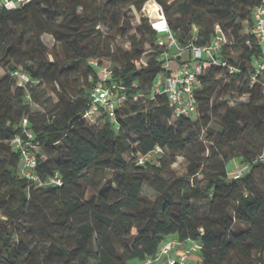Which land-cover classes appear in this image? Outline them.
<instances>
[{"label":"trees","instance_id":"obj_1","mask_svg":"<svg viewBox=\"0 0 264 264\" xmlns=\"http://www.w3.org/2000/svg\"><path fill=\"white\" fill-rule=\"evenodd\" d=\"M146 1L29 0L0 7V264H133L155 255L168 236L200 243V260L191 264H264V183L259 187L253 176L256 168L264 169L258 160L264 151V71L249 83L264 44L247 31L261 0H156L182 46L207 45L218 24L226 37L219 57L240 69L227 75L219 66H206L194 94V121L174 118L167 97L152 93L175 55L163 56L160 34L147 18L140 17L134 30L125 15ZM100 25L126 36L128 49L102 46ZM46 35L53 39L51 48L42 39ZM144 54L149 60L139 63ZM90 59L110 69L104 85L124 96L114 121L103 112L93 123L84 117L90 90L102 81ZM79 63L90 80L77 99L60 95L56 114H32L26 98L42 99L41 81L64 88L69 69ZM12 71L26 72L36 83L17 86ZM220 83L225 92L249 98L224 107L223 131L207 145L201 123L216 113L211 100ZM124 102L140 107L120 115ZM23 117L34 136L36 173L41 179L57 174L60 185L35 186L19 174L20 153L10 140L20 133ZM246 136L253 147L238 149ZM156 146L162 151L155 158L137 163L139 154ZM178 156L187 160L186 173L171 175ZM233 160L247 166L237 178L227 174ZM90 172L102 178L93 182ZM200 181L204 187L195 185ZM144 185L153 197L142 194ZM238 223L244 227L233 231Z\"/></svg>","mask_w":264,"mask_h":264},{"label":"built area","instance_id":"obj_2","mask_svg":"<svg viewBox=\"0 0 264 264\" xmlns=\"http://www.w3.org/2000/svg\"><path fill=\"white\" fill-rule=\"evenodd\" d=\"M28 1L0 0V7L4 6L7 9L16 8ZM160 14L162 17L155 20L153 28L160 34L158 44L166 49L163 56L165 58L168 57L170 52H173L175 56H182L184 52H187L188 57L185 60H181L168 74L158 76L152 93L164 94L167 97L172 107V116L174 118L177 116L191 117L197 114L194 94L195 90L200 87V78L204 74L206 66H219L227 75L239 73L240 69L226 59L219 57L222 46L226 42V37L218 24L214 26L215 34L207 45L195 46L188 44L182 46L168 27L162 11ZM247 31L251 32L258 42L264 44V0H261V3L252 9V24L247 28ZM89 62L97 69L102 81L96 83L90 90L91 106L84 114V117H89L90 110L93 107H100L101 111L98 108L99 113H105L107 118L114 121L115 109L123 101L124 96H117L111 88L104 85L103 81L111 76V71L107 66H100L95 59H90ZM253 65L254 72L249 77L250 84L257 83L258 74L264 71V53L260 58L254 60ZM10 76L15 80L16 85L22 88H25L28 82L36 83L26 72L12 71ZM20 129V133L10 140L12 148L20 153L19 174L33 181L35 186L60 185L61 178L57 174L41 179L36 173L37 160L32 150L36 145L34 144L33 132L28 127L26 117L21 119ZM161 151V148L156 146L145 155L139 154L137 163L143 164L146 160L155 158ZM258 160L264 161V151L258 157ZM246 167V165L233 160L227 174L230 177L237 178L243 174ZM200 247L198 241L183 242L174 236H168L162 240L155 255L136 261L133 264L196 263L200 260L198 254ZM191 258H194L195 262H190Z\"/></svg>","mask_w":264,"mask_h":264},{"label":"rangeland","instance_id":"obj_3","mask_svg":"<svg viewBox=\"0 0 264 264\" xmlns=\"http://www.w3.org/2000/svg\"><path fill=\"white\" fill-rule=\"evenodd\" d=\"M159 7H157V5ZM162 11L161 6L157 3L156 0H147L140 11L126 10L125 15L129 17L130 24L134 30L138 28L140 17L147 18L148 23L151 27H154V22L161 15L160 11ZM163 13V12H162ZM164 15V14H163ZM100 31L102 32L100 36V42L102 46H107L110 51L115 49V47H119L122 49H128L129 41L126 36H122L118 33L117 30H110L105 26H98ZM43 41L51 48L53 45V39L50 36H43ZM232 56H235L236 53L231 52ZM48 58H52L50 54H47ZM188 57V53L184 52L182 56H180V60H185ZM150 56L148 54H144L142 58L139 60V63L145 64L149 60ZM178 64L175 56H171L167 61V66L170 69H173ZM87 67L83 63H79V65L74 64L68 71V83L63 80L62 84L64 88H62L61 83H54L50 80L41 81L40 87L44 90V96L39 102H31L26 98V102L29 103L30 112L34 115H38L40 113L48 114H56L57 109L59 108V96L62 95L64 100H75L77 99V95L79 90L83 88L84 81L90 80V75L87 73ZM158 79V77H157ZM249 98L248 94L239 95L237 91L225 92L222 89V84L220 83V89H218L217 93L212 98V105L216 108V113L210 112L207 122L201 123L200 137L205 140L207 145L213 144L218 140L217 134L223 131V128L220 125V115L224 112L225 106H236L243 102H246ZM139 105L134 103L124 102L121 104L119 114L124 115L126 113H130L133 110L139 109ZM98 107H93L90 110L89 117L86 118L88 123H93L96 117L99 115ZM198 116H191V120H196ZM238 149H242L244 145L246 147H253L254 142L248 137L241 138L237 143ZM227 147V146H226ZM186 165L187 160L178 156L176 161L171 164L169 167L171 175L181 176L186 173ZM231 167V164L228 165ZM90 177H93L92 181L97 182L100 178H102L101 173H92L90 172ZM253 176L256 180V183L259 187L263 186L264 183V169L263 167H258L254 170ZM195 185L200 187L205 186L204 181L197 182ZM142 194H147L150 197L154 196V190L148 186L144 185L142 188ZM198 203L204 204V201H198ZM2 218L0 214V219ZM244 227V224H236L233 228V231H237L238 229ZM14 243H17V239L14 240Z\"/></svg>","mask_w":264,"mask_h":264},{"label":"crops","instance_id":"obj_4","mask_svg":"<svg viewBox=\"0 0 264 264\" xmlns=\"http://www.w3.org/2000/svg\"><path fill=\"white\" fill-rule=\"evenodd\" d=\"M190 262H195V259H194V258H191V259H190Z\"/></svg>","mask_w":264,"mask_h":264},{"label":"bare ground","instance_id":"obj_5","mask_svg":"<svg viewBox=\"0 0 264 264\" xmlns=\"http://www.w3.org/2000/svg\"><path fill=\"white\" fill-rule=\"evenodd\" d=\"M161 17H162V15H160L158 18H161ZM158 18H157V19H158Z\"/></svg>","mask_w":264,"mask_h":264},{"label":"water","instance_id":"obj_6","mask_svg":"<svg viewBox=\"0 0 264 264\" xmlns=\"http://www.w3.org/2000/svg\"><path fill=\"white\" fill-rule=\"evenodd\" d=\"M161 12V10H159Z\"/></svg>","mask_w":264,"mask_h":264},{"label":"clouds","instance_id":"obj_7","mask_svg":"<svg viewBox=\"0 0 264 264\" xmlns=\"http://www.w3.org/2000/svg\"><path fill=\"white\" fill-rule=\"evenodd\" d=\"M9 6H11V5H9Z\"/></svg>","mask_w":264,"mask_h":264}]
</instances>
